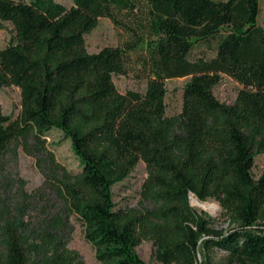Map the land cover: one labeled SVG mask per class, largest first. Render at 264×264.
Segmentation results:
<instances>
[{
  "label": "trees",
  "instance_id": "obj_1",
  "mask_svg": "<svg viewBox=\"0 0 264 264\" xmlns=\"http://www.w3.org/2000/svg\"><path fill=\"white\" fill-rule=\"evenodd\" d=\"M147 22L157 40L145 41L144 93L122 94L135 45L90 54L86 36L100 19L134 13L141 0H0V22L13 26V42L0 49V91H21V114L0 105V159L17 140L43 143L54 130L72 142L80 173L57 187L85 229L102 264H147L137 253L153 242L158 264H199L215 250L228 264H264V176L253 169L264 154V28L261 0H147ZM145 24V23H143ZM215 43V56L192 59ZM223 76L240 85L232 105L214 89ZM189 78L180 114L167 115V81ZM143 162L145 191L161 207L159 220L118 208L113 188ZM214 201L236 228L190 203ZM0 264H79L65 246L45 237L30 242L24 220L1 228ZM39 237V238H38ZM49 252V253H48Z\"/></svg>",
  "mask_w": 264,
  "mask_h": 264
},
{
  "label": "rangeland",
  "instance_id": "obj_2",
  "mask_svg": "<svg viewBox=\"0 0 264 264\" xmlns=\"http://www.w3.org/2000/svg\"><path fill=\"white\" fill-rule=\"evenodd\" d=\"M30 2L31 0H19ZM67 7L72 0H55ZM147 0H141L139 9L133 14L116 12L114 20L100 19L97 28L86 36L87 50L90 54L100 52L105 47H124L135 45L132 64L126 76H115L114 83L120 93L128 91L144 93L146 90L145 70L141 66L147 55L140 39L153 42L157 37L146 24ZM145 23V24H143ZM259 23L264 28V0H261ZM15 32L9 23L0 22V49L13 42ZM215 43L200 45L192 53V59L215 56ZM189 78L167 81V115L180 114L183 104V91ZM240 85L233 79L223 76L214 94L220 103L232 105L237 98ZM0 105L3 113L14 119L21 114V91L17 87H5L0 91ZM82 170L80 160L75 155L71 140L57 130L44 137L43 143L34 138L28 142L15 141L0 159V232L9 223L24 220L30 242L37 236L45 237L51 250L65 246L75 254L79 264H102L97 260L96 250L85 239V229L69 210L66 200L58 195L57 187L68 182L69 175ZM146 164L140 162L133 174L113 188L114 201L118 208L135 209L150 216L151 225L159 220L153 212L161 207L157 199L145 191L148 178ZM253 175L259 179L264 176V154L257 156ZM191 206L199 213H206L214 220V228L229 231L236 228L214 201L200 202L194 196ZM39 238V237H38ZM3 236L0 234V252H4ZM156 248L151 241H145L137 249L138 255L147 264H158L155 259ZM49 253V252H48ZM199 264H228L227 254L215 250L211 257L202 252Z\"/></svg>",
  "mask_w": 264,
  "mask_h": 264
}]
</instances>
